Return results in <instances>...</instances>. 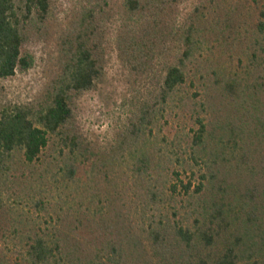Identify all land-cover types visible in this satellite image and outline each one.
<instances>
[{
	"label": "trees",
	"instance_id": "trees-1",
	"mask_svg": "<svg viewBox=\"0 0 264 264\" xmlns=\"http://www.w3.org/2000/svg\"><path fill=\"white\" fill-rule=\"evenodd\" d=\"M53 2L0 0V186L14 172L16 195L50 219L10 234L1 222L0 264H264V9L258 31L243 36L238 14L206 32L204 10L218 0L197 6L182 28L179 0H124L113 51L151 87L117 143L100 151L80 128L77 101L106 78L111 0H83L59 26L58 73L36 105L1 102L3 81L34 66L28 46L49 30ZM213 42L240 47L246 63L205 76L198 55ZM197 72L204 97L190 159L146 148L169 104L194 111L179 92ZM178 166L190 172L186 182ZM84 168L75 204L67 190ZM43 191L55 193L49 202Z\"/></svg>",
	"mask_w": 264,
	"mask_h": 264
},
{
	"label": "rangeland",
	"instance_id": "rangeland-1",
	"mask_svg": "<svg viewBox=\"0 0 264 264\" xmlns=\"http://www.w3.org/2000/svg\"><path fill=\"white\" fill-rule=\"evenodd\" d=\"M123 1L111 0V7L115 16L106 23L107 40L109 42L107 45L106 78L96 90L84 93L77 101V119L80 128L92 145L100 151L109 150L117 143L119 134L127 128L130 118L137 111V104L145 98L151 87L150 77L135 79L121 64L116 52L113 51L111 42L116 37L120 25ZM205 2L206 0H179L176 10L178 28H182L195 8L205 4ZM82 3L83 0H54V14L49 30L43 32V35L38 36L28 46L29 52L34 57V66L28 71L18 72L14 77L3 81V91L1 93L3 104H37L45 87L58 73V28L60 25H65L74 19L81 9ZM217 3L213 5V8L204 10L207 33L209 29L220 31L223 28L226 15L233 19L236 14L240 16V31L243 32V36L244 34L251 36L254 31H258L260 13L264 9V0H218ZM261 19L264 20V17H261ZM239 51L240 47L238 46L229 51L224 46L218 45L217 42H213L211 46L205 45L202 53L198 55L197 67L202 70L203 74H205V68L209 69L211 66L215 68L217 64H224L232 70H240L243 64L246 63V59L242 54H239ZM241 57L244 59L242 62L239 60ZM191 68L193 71L191 74L195 76L196 69ZM196 78H198L196 79L198 82L195 83L194 87H191L188 82L179 92L181 97L193 99V102L197 104L193 107L195 112L191 110H185L186 112H184L183 109H178L169 104L159 118V123L153 130V134L147 133L146 148L153 150L154 147L156 151L162 148L161 151L166 153L177 151L182 158L190 159L188 146L192 143V138L198 128L196 125L197 113L201 112L202 114L198 104L204 97L201 73L197 72ZM196 93H198V96H195ZM46 154L48 155L49 152ZM128 167V162H124L122 169L126 171ZM86 169H82L80 173L81 181L72 187L74 190H67L68 194L71 192V198H73L75 204L79 202L80 186L88 177L85 174ZM178 170L181 179L186 182L191 176L190 172L183 171V168L179 166ZM12 174L15 173L13 172L9 177L7 176L5 182L1 183L0 186L2 195L0 197V223L2 222L5 226L6 231L4 232L10 234L14 225L19 227L20 225H27V227H34V225L36 227L39 225L42 227L47 226L46 222L50 221L47 212L36 211L32 203H29L24 197L22 199L16 195L15 192L20 194V188L18 187L22 185L20 184L21 180ZM175 182L178 183L176 179ZM21 195L23 196V194ZM51 195L43 191L41 197L47 196L49 202ZM36 196L37 198L40 197V195ZM1 235L2 232H0ZM2 248L7 251L3 243Z\"/></svg>",
	"mask_w": 264,
	"mask_h": 264
}]
</instances>
